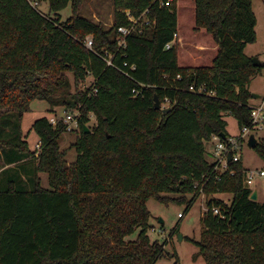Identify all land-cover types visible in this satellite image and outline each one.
I'll return each instance as SVG.
<instances>
[{"label": "trees", "instance_id": "obj_1", "mask_svg": "<svg viewBox=\"0 0 264 264\" xmlns=\"http://www.w3.org/2000/svg\"><path fill=\"white\" fill-rule=\"evenodd\" d=\"M45 1L54 13L71 4L72 17L61 22L30 0H0V264H156L166 243L148 235V202L185 203L192 194L193 204L206 178L212 197L194 258L264 264V202L251 200L242 161L219 174L206 149L213 136L231 140L226 115L240 130L251 125L249 86L263 68L245 54L257 41L253 0H173L162 8L153 0H112L110 28L81 15L87 0ZM147 9L153 24L132 34L115 59L136 65L130 78L100 55L116 51L128 12L140 17ZM89 36L93 51L84 45ZM68 73L76 87L89 75L95 81L71 93ZM155 97L169 99L170 111L157 110ZM35 100L79 111L73 164L58 142L68 130L63 120L38 119L40 150L30 149L22 120ZM90 115L96 127L86 134ZM254 149L264 159V140ZM226 193L231 203L214 197Z\"/></svg>", "mask_w": 264, "mask_h": 264}, {"label": "rangeland", "instance_id": "obj_2", "mask_svg": "<svg viewBox=\"0 0 264 264\" xmlns=\"http://www.w3.org/2000/svg\"><path fill=\"white\" fill-rule=\"evenodd\" d=\"M34 5L35 0H30ZM38 11L50 19H60L61 22H67L73 15L72 5L70 4L66 9L59 13H54L50 10L49 2L45 0H38ZM253 11L257 18V26L255 28L257 33V41L254 44H249L245 49V54L252 58H258L263 68L252 79L249 90L252 93L264 96V0H253ZM114 5L112 0H87L84 2L81 10L83 17L93 19L95 22L102 23L106 28L113 25ZM68 77L73 85L71 93L78 91H85L91 87L95 81L93 76H88L85 81L81 82L77 87L74 85V78L71 73ZM263 103V99L250 101V105L259 106ZM52 109V111H51ZM79 112L77 109L72 110L64 106L51 107L47 100H35L30 104V110L24 114L22 120V131L26 137L31 150L38 152L40 150L39 137L33 130L34 123L43 117H48L50 120L55 117L57 120H63L66 115H73L77 122L67 123L71 130L63 132L59 137L60 150L65 152L64 159L67 164H73L77 160V151L74 144L81 135V129L78 125ZM90 122L87 127L92 130L96 127V118L90 115ZM227 131L231 138L238 141V147L235 150L240 155L241 161L247 170H254L256 172L264 170V159H262L254 148L248 147V141L241 138V130L238 121L235 117L226 115ZM255 137L258 143L264 140V130L256 133ZM207 160L210 163L216 162L215 143H207ZM214 154V155H213ZM42 186L50 189L48 174L41 173ZM207 184L202 182L200 186V195L196 198L193 204L190 201L193 195H186V202L180 203L178 201L162 204L154 199L148 202V208L151 212V219L149 222L151 229L148 232L152 241H160L166 243L165 256L161 258L156 264H206L202 257L195 259L194 256L199 252L198 246L194 243L199 241L202 236L203 226L202 218L208 211V200L212 197L206 193ZM249 188L259 194L258 201L264 202V177L256 175L253 183ZM218 195V194H217ZM164 197L170 199H179L182 195L178 193L163 194ZM216 196V195H215ZM214 196V197H215ZM220 198L226 202L231 203L232 194H223ZM184 213L183 219L179 218V214ZM163 220V224L161 223ZM139 231V230H138ZM138 231L129 239H136ZM179 235H182V241L179 240Z\"/></svg>", "mask_w": 264, "mask_h": 264}, {"label": "built area", "instance_id": "obj_3", "mask_svg": "<svg viewBox=\"0 0 264 264\" xmlns=\"http://www.w3.org/2000/svg\"><path fill=\"white\" fill-rule=\"evenodd\" d=\"M153 3H158L159 6L162 7H170L173 3V0H153ZM38 2L35 0L34 6H37ZM149 9H147L140 17H134L130 12L127 13V18L129 20L128 26H121L116 30L117 33V49L115 52H111L108 50H105L103 54H101V58L105 61L106 65L108 67L116 68L120 70L125 76L132 78L133 73L136 71V65L129 64L128 62H123L122 66H118L115 62V59L118 58V56H123L125 54V50L128 46V38L134 34H142L143 28L151 26L153 22L148 18ZM177 34L174 35V40L169 43L166 46V49L171 48L172 45H174ZM84 45L87 49L90 51H93V38L91 36L87 37L86 41L84 42ZM180 78V77H178ZM194 88L191 87L190 90H193ZM202 91V89H201ZM132 94L134 97H139L142 94V90H139L137 88L133 89ZM169 104V99H165V103L162 104V108H167ZM78 115H80L79 112H77ZM251 125L245 126L241 130L240 137L245 138L246 141L249 140L251 135H256L259 131L264 130V98L263 103L259 106L251 105ZM50 123L54 126H56L60 120H57L55 117H52L50 120ZM77 122L75 120V117L73 115H66L63 118V122L65 125H67L68 130H71V127L68 126L67 123L71 122ZM212 142L215 143V151H216V171H218L219 174H222L229 170V163L230 162H240L241 157L239 154L235 152V150L238 147V141L236 139L231 138L229 143H225L219 136H213ZM231 154V161H229V155ZM233 174V172H231ZM259 175L260 177H264V170L256 172L254 170H247L244 180V186L248 187L253 183V180L255 179L256 175ZM210 178L205 179V183H209ZM215 215H220L221 211L219 208H215L213 210ZM180 219H183L185 217L184 213H180L179 215ZM153 232H156L155 229H151Z\"/></svg>", "mask_w": 264, "mask_h": 264}, {"label": "water", "instance_id": "obj_4", "mask_svg": "<svg viewBox=\"0 0 264 264\" xmlns=\"http://www.w3.org/2000/svg\"><path fill=\"white\" fill-rule=\"evenodd\" d=\"M252 63L255 67H260L262 65V62L258 59V58H252ZM252 98L253 99H256V100H260V99H263L264 96L262 95H259V94H255V93H252ZM155 108L157 110H161L163 113H167L170 111V108H162V104H161V101L158 97H155ZM90 129L85 126V133H90ZM222 138L224 139H227V137L225 135H221ZM258 144V140L257 138L255 137V135H251L249 140H248V147L250 148H254L256 145ZM229 161H231V154L229 155ZM251 200H254V201H258V193L257 191L253 192V194L251 195ZM161 223L163 224V220H161ZM179 240L182 241V235H179Z\"/></svg>", "mask_w": 264, "mask_h": 264}, {"label": "crops", "instance_id": "obj_5", "mask_svg": "<svg viewBox=\"0 0 264 264\" xmlns=\"http://www.w3.org/2000/svg\"><path fill=\"white\" fill-rule=\"evenodd\" d=\"M251 93H252V92H251ZM211 143H213V142H211ZM213 155H214V154H213ZM257 193H258V192H257ZM222 195H223V194H218V195L215 196V198L221 199L220 196H222ZM258 197H259V194H258ZM221 200H222V199H221Z\"/></svg>", "mask_w": 264, "mask_h": 264}]
</instances>
